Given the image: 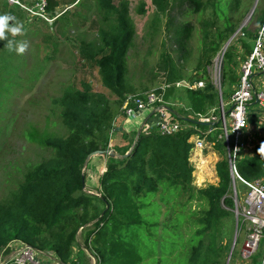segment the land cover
Wrapping results in <instances>:
<instances>
[{
  "label": "trees",
  "instance_id": "obj_1",
  "mask_svg": "<svg viewBox=\"0 0 264 264\" xmlns=\"http://www.w3.org/2000/svg\"><path fill=\"white\" fill-rule=\"evenodd\" d=\"M46 1L48 11H54L59 4L57 0ZM152 3L162 14L174 8L173 0ZM253 3L254 0H182L180 6L190 4L195 12L211 11L203 26V78H209L208 66L213 57L237 31ZM101 6L109 12L115 10L111 0H101ZM260 15L262 22L263 11ZM105 19L106 27L97 29L98 41L90 48H81V55L98 69L101 84L116 96L115 105L107 94L95 90L89 79L80 86L63 89L59 105L67 133L52 138L37 131L29 134L50 148L52 155L30 170L18 191L0 203V254L10 242L20 240L40 251L52 249L62 264H67L78 231L86 229L84 245L96 258V264H146L158 260L167 264L172 257L174 264H225L227 246L222 225L226 219L236 218L233 177L225 142L218 137L220 124L196 122L198 114H207L220 100L218 89L210 81L206 89L174 85L167 89V100L177 88L185 91L187 107L176 113L186 127L165 135L156 126L148 125L139 133H123V143L113 146L120 156L106 154V170L98 177L104 199L85 190L87 176H83V167L87 156L110 148L114 112L122 107L128 94L136 92L125 70L131 25L123 15L115 22ZM232 57L231 51L224 55L222 96L239 82ZM164 69L170 73V80H181L170 55L164 58ZM209 128L212 131L207 140L223 153L216 163L219 182L198 188L193 185L195 169L190 161L189 140ZM260 146L255 147L252 156L237 163L239 174L247 181L264 178ZM95 200L103 204L102 209ZM244 222L242 217L238 219L240 227ZM259 252L254 264H264V237L251 256Z\"/></svg>",
  "mask_w": 264,
  "mask_h": 264
},
{
  "label": "rangeland",
  "instance_id": "obj_2",
  "mask_svg": "<svg viewBox=\"0 0 264 264\" xmlns=\"http://www.w3.org/2000/svg\"><path fill=\"white\" fill-rule=\"evenodd\" d=\"M57 1L59 4L55 10L48 11L46 0L44 3L43 0H0V14H11L24 26L22 35L9 38L28 45L22 55H16L4 47L5 41H0V203L18 191L30 170L52 155L50 148L30 138L29 134L37 131L42 136L52 138L67 133L59 105L63 89L80 86L83 80L89 79L95 90L107 94L115 105L116 96L101 84L98 69L86 63L81 55V48H90L98 41L97 29L106 27V17L115 22L117 17L123 15L131 25L132 40L126 56V76L136 88L134 94H144L154 88L165 87L167 90L176 83L169 79L170 73L164 69L166 55H170L176 63L181 80L200 82L201 89H206L208 81L215 87L217 82L222 84V70L216 78L213 64L217 53L226 49L233 55L239 77L240 64L251 52L261 25L260 11L264 13V0H258L251 14L256 3L254 0L251 11L230 37L231 40L228 39L213 57L212 65L208 66L207 79L202 77L204 65L201 61L205 37L203 26L206 17L211 16L209 9L199 13L190 4L180 6L182 0H173L172 12L162 14L158 13L152 0H111L115 10L109 12L106 7L107 10L102 8L101 0ZM236 86L237 83H234L222 96L224 104L231 100ZM184 93L183 89L177 88L169 99L171 107L179 112L187 107ZM220 104L219 100L209 109L213 116L217 115ZM250 113L245 138L248 148L239 154L236 164L242 158L250 157L257 145L264 144V111L252 104ZM145 117L140 116L136 120L140 122ZM120 141L123 143V136L117 137L115 143ZM203 150V158L199 154L200 160L193 162L195 167L206 165L205 168L197 166L193 174V185L198 188L213 184L215 174L211 170L214 165L211 156L215 159L223 156L210 141ZM99 158V155L92 156L87 166L83 167L87 176L85 190L98 198L101 194L98 177L104 171L97 168ZM191 158L197 157L191 155ZM196 171L200 173L199 176H196ZM242 179L236 175L234 196L237 195L238 206L242 207L240 212L246 215L248 222L245 219L244 226L240 227L237 216L223 222L222 234L227 246L225 264H254L261 253L248 259L243 255L250 234L257 233L259 236L264 215L250 210L258 219L250 216L247 209L243 210L249 188ZM95 204L99 209L103 208L99 200H95ZM253 220L259 222L254 223ZM85 233L86 229L78 231L67 264H96V258L84 245ZM256 250L258 246L254 247L252 254ZM43 252L49 257V263L54 264L50 257L58 255L52 249ZM8 254L9 251L2 254L0 264L5 262ZM174 259L170 258L167 264H174ZM152 262L146 264H165L161 260Z\"/></svg>",
  "mask_w": 264,
  "mask_h": 264
},
{
  "label": "built area",
  "instance_id": "obj_3",
  "mask_svg": "<svg viewBox=\"0 0 264 264\" xmlns=\"http://www.w3.org/2000/svg\"><path fill=\"white\" fill-rule=\"evenodd\" d=\"M225 50L219 51L215 57L213 66L216 78L221 75L224 55L226 53ZM174 86L178 88L197 89L201 88L202 84L189 80H178ZM216 88L220 93L221 103L217 115L213 116L211 112L198 114L197 121L208 125H212L214 122L220 124V134L218 137L224 140L226 145L227 157L233 177V187L235 189V177L236 175H240L238 174L236 161L239 154L248 148V143L245 138L246 131L249 128L251 105L255 104L258 109L264 111V19L254 38L251 52L246 55L240 64L239 82L232 94L231 100L224 104L222 102L220 82H217ZM165 91L166 89L163 87L150 89L144 94H128L122 105L123 113L128 116H133L138 113L145 117L154 111V115L150 119L156 117L154 126L157 127L161 135L173 134L184 129L186 123L177 115L176 110L171 107L169 100L165 98ZM211 131L212 128H209L207 131L201 130L199 134H195L190 138L189 141L192 144L190 158L191 155L198 157L199 151L205 148L208 141L207 134ZM190 161L194 169L199 166L196 165L195 167L193 163L196 162V158H191ZM244 182L248 186L249 191L244 200L243 210L247 209L250 216L258 218L250 210H253V212L261 216L264 215V178L254 181L245 180ZM234 200L236 204L234 209L235 215L238 219L242 217L245 221L246 215L241 213L242 207L238 206L239 199L237 195L234 196ZM253 222L258 223L259 221L253 220ZM263 237L264 220L259 231V236L257 233L250 234L243 250L245 258L248 259L251 257L254 247L259 246ZM7 251H9V254L3 264H50L49 257L45 256L43 251L37 250L20 240L10 242L5 249V252ZM50 258L54 260V264H62L59 257L53 256Z\"/></svg>",
  "mask_w": 264,
  "mask_h": 264
},
{
  "label": "crops",
  "instance_id": "obj_4",
  "mask_svg": "<svg viewBox=\"0 0 264 264\" xmlns=\"http://www.w3.org/2000/svg\"><path fill=\"white\" fill-rule=\"evenodd\" d=\"M114 113H115L114 120H113L114 128L112 129V132H111L112 137H111V140H110V148L109 149H111L113 151L114 155L116 157H118V156H120V154L113 148L117 137L121 136L123 133H128V132H132V131H135V130L139 131V129H142L144 126H146V124L142 123L144 120L143 121L141 120L140 122L136 120L137 117H140L142 115H140L138 113H136L133 116L125 115L123 113L122 107L116 109ZM155 123H156V117H152L147 122V125L151 127V126H154ZM203 151L204 150L199 151V154H200L201 157H202ZM252 155H253V152L251 153V156ZM211 157H212V160H214V165H212V167H211L212 172H214V174H215V179L213 180V184H218L219 177H218L217 172H216V163H217V161L219 159L217 157H216V159L213 156H211ZM196 159H199V158L197 157ZM202 160H204V159H202ZM107 162H108V155H100V158L98 159L99 165H98L97 168L99 170L101 168H103L104 171H105L106 170L105 166H106ZM199 167L205 168L206 165L201 164V165H199ZM213 169H214V171H213ZM194 173H195V171H194ZM214 174H212V175H214ZM199 175H200V173H197V171H196V176H199ZM3 253H6V252L4 251V252H2L0 254V259H2V254Z\"/></svg>",
  "mask_w": 264,
  "mask_h": 264
},
{
  "label": "clouds",
  "instance_id": "obj_5",
  "mask_svg": "<svg viewBox=\"0 0 264 264\" xmlns=\"http://www.w3.org/2000/svg\"><path fill=\"white\" fill-rule=\"evenodd\" d=\"M23 32L24 26L15 16L8 13L0 14V41H5L4 47L8 52L22 55L26 51L28 47L26 42L9 38L22 35ZM259 152L264 153V144H261Z\"/></svg>",
  "mask_w": 264,
  "mask_h": 264
},
{
  "label": "water",
  "instance_id": "obj_6",
  "mask_svg": "<svg viewBox=\"0 0 264 264\" xmlns=\"http://www.w3.org/2000/svg\"><path fill=\"white\" fill-rule=\"evenodd\" d=\"M257 2H258V0H256V3H255V5H254V7H253V9H252V11H251V14L253 13L254 8H255ZM251 14H250V15H251ZM229 39H230V38H229ZM230 40H231V39H230ZM230 40H229V41H230ZM227 44H228V43H227ZM136 110H138V109H136ZM152 115H154V111H152L151 113H149V114L146 116V118L144 119V122H143V123L146 124ZM196 122H197V123H200V124L202 123V122L197 121V120H196ZM205 124H206V123H205ZM141 130H142V129H139L138 133L141 132ZM135 145H136V141L134 142L133 146H135ZM106 154L114 155V153H113V151H112L111 149H106V150H96V151L90 153V154L87 156L86 160H85L84 167L87 166V164H88V162H89V160H90V158H91L92 156H95V155H106ZM85 170H86V169H83V176H84V177H85ZM100 196H101L102 199H104V197H103L101 194H100ZM107 207H108V205H107ZM237 224H238V222H237ZM237 226H238V225H237Z\"/></svg>",
  "mask_w": 264,
  "mask_h": 264
},
{
  "label": "bare ground",
  "instance_id": "obj_7",
  "mask_svg": "<svg viewBox=\"0 0 264 264\" xmlns=\"http://www.w3.org/2000/svg\"><path fill=\"white\" fill-rule=\"evenodd\" d=\"M203 157V156H202Z\"/></svg>",
  "mask_w": 264,
  "mask_h": 264
}]
</instances>
